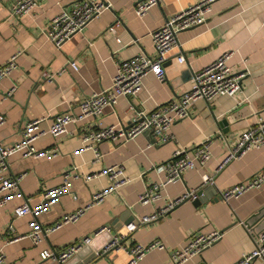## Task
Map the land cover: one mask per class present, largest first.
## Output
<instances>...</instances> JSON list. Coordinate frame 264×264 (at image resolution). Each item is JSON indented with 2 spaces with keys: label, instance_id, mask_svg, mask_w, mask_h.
Here are the masks:
<instances>
[{
  "label": "crops",
  "instance_id": "crops-1",
  "mask_svg": "<svg viewBox=\"0 0 264 264\" xmlns=\"http://www.w3.org/2000/svg\"><path fill=\"white\" fill-rule=\"evenodd\" d=\"M13 1L0 0V63L17 52L14 69L0 79L2 144L18 141L23 126L35 117L44 115L39 127L47 131L54 114L77 112L76 105L81 99L109 85L116 61L141 52L153 55L150 32L166 17L200 0H157L140 17L133 11L138 0H105L108 6L100 15L59 47L45 37L43 29L52 16L75 0H37L28 13L10 17L8 7ZM208 6L210 10L203 22L177 33L184 61H176L175 51L168 53L163 62L164 80L158 81L152 73H146L141 79L142 88L135 94L118 96L116 103L105 106L100 114L67 124L65 134L51 138L45 132L38 136L33 147L37 150L55 147L58 154L52 159L23 156L21 150L7 157L10 173L21 175L19 189L23 196L0 206V250L4 264H56L40 260L39 253L57 251L85 236L92 237L88 250L64 264H128V256L121 249L105 255L98 253L108 237H115L126 249L147 245L152 240L164 245L161 251L147 250L138 264H172L169 253L183 246L194 233L217 231L221 237L183 264H233L242 253L254 249L256 236L264 229V184L227 202L215 198L264 168V146L225 160L240 133L264 120V0H210ZM115 20L119 26L113 32L108 25ZM225 51L231 52L227 65L233 72H243L238 79L239 88L232 95L217 94L209 101L196 99L187 118L170 126V140L148 147L154 139L143 131L126 142L101 141L95 145L101 156L98 162H93L91 149L81 150V134L99 126L117 123L125 126L135 111L149 110L176 99L189 88L190 71L209 64ZM69 59L75 61L77 69L67 65L57 72ZM185 69L187 72L182 73ZM42 71L54 72L52 80L43 79ZM11 87H14L11 95L1 98ZM221 120L225 123L220 124ZM205 139L210 141L211 158L202 169L186 170L179 181L165 185L159 201L145 206L136 202L146 187L161 179L154 166L168 160L173 151L194 148ZM112 165L122 167L127 183L99 203L89 205L91 197L109 187L110 181L105 175L86 182L84 178ZM74 166L79 177L71 181V193L61 195L48 210L38 214L37 222L44 227L79 208H83V213L73 223L59 226L33 244L26 237L31 215L13 219V209L25 199H29L30 206L36 205L41 192L58 184L62 174ZM202 173L211 177L210 183L202 184ZM188 190L201 191L196 198L198 205L184 201L155 221L135 224L139 217ZM128 219L134 230L125 226ZM103 227L109 231L92 236ZM253 264L264 261L257 259Z\"/></svg>",
  "mask_w": 264,
  "mask_h": 264
},
{
  "label": "built area",
  "instance_id": "built-area-1",
  "mask_svg": "<svg viewBox=\"0 0 264 264\" xmlns=\"http://www.w3.org/2000/svg\"><path fill=\"white\" fill-rule=\"evenodd\" d=\"M209 1L200 0L188 4L179 9L175 14L166 17L157 29L150 32L153 55L141 52L124 58L121 61H116L115 72L109 79V85L100 90L92 91L81 99L76 105L77 112L71 110L54 114L52 118L53 122L47 131H43L39 127V123L44 119V115L35 117L28 120V123L23 126L19 133L18 141L12 144L0 143V206L10 200L23 196L19 189L21 175L15 176L9 171L7 157L10 154L21 150L23 156L34 159L39 157L52 159L58 154L55 147L47 150H37L33 147L32 144L38 136L45 132L51 138L65 134L67 124L76 122L82 119V117L100 114L105 106H113L118 96L135 94L142 88L141 79L146 73H152L158 81L164 80L163 62L168 53L175 51L176 61H184L177 33L184 28L203 22L210 10L208 6ZM156 3L157 0H138L133 6V11L140 17L147 12L146 10L149 7ZM36 5L37 0H14L8 7V15L10 17L21 16L28 13ZM107 6L108 3L105 0H75L68 8L62 7L57 14L51 17L49 25L43 29L44 35L55 47H59L69 36L80 32L87 22L99 16L101 11ZM117 26H119V21L115 20L108 25V29L115 32ZM16 55L17 52L0 63V79L7 76L14 69ZM230 55V51H225L213 59L212 62H209V64L198 70L190 71V85L187 90L178 95L176 99L167 100L152 109H139L135 111L130 121L132 124L128 127L125 128V126L117 123L105 127L99 126L97 129L81 134V150L91 149L94 156L93 162H98L101 156L96 150L95 145L101 141L121 139L123 142H126V140L135 138L136 135L143 133V131L150 132V135L155 140L153 143L148 144V147L170 140L171 136L168 133L170 126L174 122L179 121V119L187 118L189 108L192 107L196 99L200 98L209 101L217 94L232 95L239 88L238 79L243 72H233L232 68L227 65L226 60ZM67 65L73 69H77L75 61L69 59L57 72L65 70ZM41 76L43 79L50 81L54 76V72L42 71ZM13 90L14 87H11L1 98L11 95ZM3 120L4 116L0 112V125L4 123ZM240 134L225 160L241 155L252 148L264 146V120H258L251 129ZM209 143V139H205L194 148L175 150L171 153L172 155L168 160L154 166V171L157 174H161L162 177L157 183L146 187L145 191L138 195L136 202L140 206L155 203L161 199L163 187L169 183L179 181L184 171L202 169L211 158ZM75 171L76 167L74 166L71 170L62 174L61 181L58 184L43 190L40 200L36 205L30 206L28 203L29 199H25L19 206L13 209V219H18L24 215H31V220L27 225L29 232L26 237L33 244H38L42 238L55 231L59 226L73 223L83 213V208H79L72 214L63 215L54 224L44 227L37 222L38 214L48 210L61 195L71 193V181L79 177ZM101 175H105L108 181H110L109 187L95 193L91 197L89 205L99 203L110 192L116 193L117 188L127 183L128 180L123 177L120 165H112L91 176H86L84 181L86 182L93 177ZM201 180L202 184L210 183L211 177L202 173ZM263 184L264 168L257 171L249 179L221 191L219 197L222 201L227 202L231 198L260 188ZM197 193V190H188L177 198L168 199L163 206L157 207L152 213L139 217L135 224L138 226L146 224V222L155 221L163 217L175 205L184 201L196 200ZM130 222L125 226L130 230H134L135 227L129 224ZM10 227L11 222L8 225V228ZM103 231H109V228L103 227L95 231L92 236H96ZM220 237L221 232L217 231L207 234L194 233L187 238L183 246L169 253V260L172 264H183L192 257L201 254V251L214 244ZM91 240L92 237L85 236L74 243L65 245L57 251L43 250L39 253V259H47L56 264H64L75 256L82 247L87 246ZM256 241L254 249L242 253L233 264H253L257 259L264 261V229L257 234ZM113 249L123 250L128 256V264H138V261L147 250L157 249L161 251L165 248L159 240H152L147 245H132L126 249L117 243L115 237H111L99 253L107 254V252ZM3 259L4 256L0 250V264H4Z\"/></svg>",
  "mask_w": 264,
  "mask_h": 264
},
{
  "label": "water",
  "instance_id": "water-1",
  "mask_svg": "<svg viewBox=\"0 0 264 264\" xmlns=\"http://www.w3.org/2000/svg\"><path fill=\"white\" fill-rule=\"evenodd\" d=\"M187 71H186V69L182 72V73H186ZM189 72V71H188ZM190 74V73H189ZM225 122H224V120H221L220 121V124H224ZM132 123L131 122H129L127 125H125V128L126 127H128L129 125H131ZM148 132V131H147ZM148 134L150 135V132H148ZM152 142H154V140H152ZM201 194V191H199L198 193H197V197L199 196ZM220 197H219V195H217L216 196V198H215V200H217V199H219ZM198 199L197 200H194V201H192V204H194V205H198ZM181 204V203H180ZM131 220L130 219H128L127 221H125V224L126 223H128V222H130ZM108 240H110V237H108ZM107 240V241H108ZM121 243V242H120ZM88 250V247L86 246V247H84V248H82L81 250H79L76 254H75V256H79L80 254H83V252H85V251H87ZM100 252V251H99ZM98 252V253H99ZM107 253H109V252H107ZM105 255V254H104ZM75 257H73V259H74Z\"/></svg>",
  "mask_w": 264,
  "mask_h": 264
}]
</instances>
